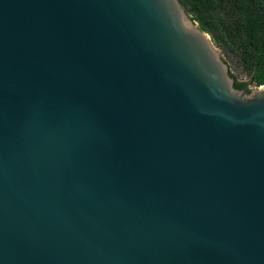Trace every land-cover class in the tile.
Instances as JSON below:
<instances>
[{
    "label": "water",
    "instance_id": "1",
    "mask_svg": "<svg viewBox=\"0 0 264 264\" xmlns=\"http://www.w3.org/2000/svg\"><path fill=\"white\" fill-rule=\"evenodd\" d=\"M179 0H0V264H264V85Z\"/></svg>",
    "mask_w": 264,
    "mask_h": 264
},
{
    "label": "trees",
    "instance_id": "2",
    "mask_svg": "<svg viewBox=\"0 0 264 264\" xmlns=\"http://www.w3.org/2000/svg\"><path fill=\"white\" fill-rule=\"evenodd\" d=\"M179 2L218 47L236 57L248 75L247 82L239 81L230 69L236 89L244 90L248 86L255 88L264 85V0Z\"/></svg>",
    "mask_w": 264,
    "mask_h": 264
},
{
    "label": "rangeland",
    "instance_id": "3",
    "mask_svg": "<svg viewBox=\"0 0 264 264\" xmlns=\"http://www.w3.org/2000/svg\"><path fill=\"white\" fill-rule=\"evenodd\" d=\"M211 40H212V38H211ZM214 45L222 53L223 59L228 63V65L230 66L231 72L237 77V79L239 81L247 82L248 81V75H246L243 68L239 65L236 57L230 52L223 51L215 43H214ZM252 88H254V86H252L250 89H252Z\"/></svg>",
    "mask_w": 264,
    "mask_h": 264
}]
</instances>
